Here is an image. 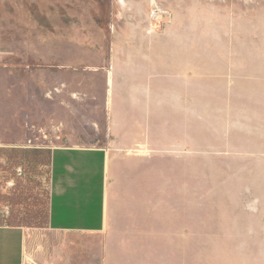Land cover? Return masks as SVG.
<instances>
[{
    "label": "crops",
    "instance_id": "obj_1",
    "mask_svg": "<svg viewBox=\"0 0 264 264\" xmlns=\"http://www.w3.org/2000/svg\"><path fill=\"white\" fill-rule=\"evenodd\" d=\"M122 2L107 55L86 59L103 96L61 95L67 136L50 154L38 264H189V221L174 215L183 204L173 193L188 192L194 164L198 186L206 121L228 143L264 144V55H248L264 39L248 40V23L261 22L248 0H167L163 28L150 19L156 0ZM77 100L98 103L89 125L75 120ZM252 233L264 236V216L248 219ZM30 235L0 224V264H26Z\"/></svg>",
    "mask_w": 264,
    "mask_h": 264
},
{
    "label": "rangeland",
    "instance_id": "obj_2",
    "mask_svg": "<svg viewBox=\"0 0 264 264\" xmlns=\"http://www.w3.org/2000/svg\"><path fill=\"white\" fill-rule=\"evenodd\" d=\"M166 1L156 0L167 17L151 20L160 28L170 18ZM117 2L123 3L0 0V224L29 229L26 264H38L51 187V150L25 148L28 128L64 124L68 107L61 95L103 96L95 86L100 81L85 74L91 71L86 59L100 60L96 54L103 49L107 55ZM248 13L258 14L261 21L257 26L248 23V40L264 39V0H248ZM248 55H264V43H248ZM97 106L94 100H77L74 109L80 119L75 120L89 125ZM213 124L206 121L198 186L194 164L188 192L182 197L173 193L174 202L183 204L181 212L174 208V215L189 221V264H264V236L248 234V219L264 216V144L248 143L257 138L244 135L228 143L229 137L219 136Z\"/></svg>",
    "mask_w": 264,
    "mask_h": 264
},
{
    "label": "built area",
    "instance_id": "obj_3",
    "mask_svg": "<svg viewBox=\"0 0 264 264\" xmlns=\"http://www.w3.org/2000/svg\"><path fill=\"white\" fill-rule=\"evenodd\" d=\"M168 13L164 11L157 2H154L150 10V19L158 21ZM170 17V15L168 16ZM29 137L25 148L54 150L63 146L66 136L64 124L32 125L28 128Z\"/></svg>",
    "mask_w": 264,
    "mask_h": 264
},
{
    "label": "trees",
    "instance_id": "obj_4",
    "mask_svg": "<svg viewBox=\"0 0 264 264\" xmlns=\"http://www.w3.org/2000/svg\"><path fill=\"white\" fill-rule=\"evenodd\" d=\"M49 211H50V199H49V205H48V220H49ZM13 225H19V224H13Z\"/></svg>",
    "mask_w": 264,
    "mask_h": 264
}]
</instances>
